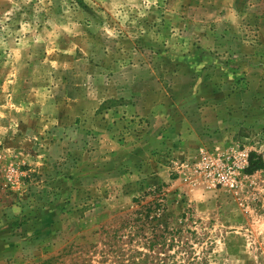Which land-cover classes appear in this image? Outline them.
Returning <instances> with one entry per match:
<instances>
[{"label":"rangeland","instance_id":"1","mask_svg":"<svg viewBox=\"0 0 264 264\" xmlns=\"http://www.w3.org/2000/svg\"><path fill=\"white\" fill-rule=\"evenodd\" d=\"M0 264H264V0H0Z\"/></svg>","mask_w":264,"mask_h":264},{"label":"built area","instance_id":"2","mask_svg":"<svg viewBox=\"0 0 264 264\" xmlns=\"http://www.w3.org/2000/svg\"><path fill=\"white\" fill-rule=\"evenodd\" d=\"M203 168L210 172L218 182L227 185L232 182L240 167L222 155L213 154L206 158Z\"/></svg>","mask_w":264,"mask_h":264}]
</instances>
